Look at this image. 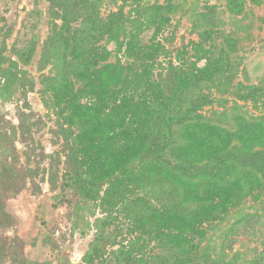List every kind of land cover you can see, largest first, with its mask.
<instances>
[{
	"label": "rangeland",
	"instance_id": "obj_1",
	"mask_svg": "<svg viewBox=\"0 0 264 264\" xmlns=\"http://www.w3.org/2000/svg\"><path fill=\"white\" fill-rule=\"evenodd\" d=\"M130 41L159 44L147 93L163 91L158 111L171 98L169 108L226 126L264 112V4L246 0L236 13L228 0H0V264H81L98 229L114 237L108 255L130 237L122 215L86 197L79 182L69 186L79 129L55 94L61 84L81 85L92 50L98 67L133 66ZM205 68L213 76L176 86L177 71ZM252 85L262 88L259 106L243 98ZM151 158L176 164L167 153ZM228 210L198 228L189 259L169 254L165 264H263L264 189Z\"/></svg>",
	"mask_w": 264,
	"mask_h": 264
},
{
	"label": "trees",
	"instance_id": "obj_2",
	"mask_svg": "<svg viewBox=\"0 0 264 264\" xmlns=\"http://www.w3.org/2000/svg\"><path fill=\"white\" fill-rule=\"evenodd\" d=\"M245 1L228 0L231 11L241 13ZM126 46L136 57L133 66L118 60L98 67L92 50L91 62L78 73L81 85L56 87V96L68 104L69 118L79 129L75 137L80 161L68 177L69 186L79 182L86 197L99 198L107 211L122 215L130 235L113 256L104 245L114 237L98 229L81 264H165L169 254L189 259L198 248L194 236L199 227L222 219L229 207L264 189V112L235 115L226 126L191 110L169 108L171 98L165 110L158 111L153 102L164 98L163 91L158 89L156 98L147 93L153 87L150 63L160 52L159 44L130 41ZM135 62L142 66L140 71ZM201 72L187 76L177 71L176 86L213 76L207 68ZM261 92L252 85L243 98L259 106ZM155 127L158 134L152 139ZM162 153L176 164L151 158ZM154 246L160 250L158 256L151 254ZM261 257L264 264V250Z\"/></svg>",
	"mask_w": 264,
	"mask_h": 264
}]
</instances>
